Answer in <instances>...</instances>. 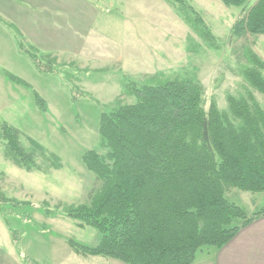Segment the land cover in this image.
<instances>
[{
  "label": "rangeland",
  "instance_id": "1",
  "mask_svg": "<svg viewBox=\"0 0 264 264\" xmlns=\"http://www.w3.org/2000/svg\"><path fill=\"white\" fill-rule=\"evenodd\" d=\"M91 1L80 4L77 25L71 27L81 36L43 47L20 35L39 66L30 56L0 45V199L4 195L20 204H3L18 239L13 241L0 213V264L103 263L105 257L80 256L67 244L74 239L94 247L101 234L92 226L79 227L64 211L89 203L90 192L101 185L82 156L89 149L105 152L100 115L134 102L124 87L127 80L144 84L192 78L203 87L206 110L214 102L229 111V96L249 99L250 92L264 108V94L244 74L253 67L252 53L264 60V34H232L241 8L222 0H186L193 13L168 0ZM64 18L53 26H71V18ZM4 72L21 76L46 110L32 89L13 83ZM5 123L18 130V145L33 155L34 168L19 165L8 152ZM226 196L248 214L264 205V192L230 187ZM25 202L38 209L22 206ZM53 211L54 217L46 215Z\"/></svg>",
  "mask_w": 264,
  "mask_h": 264
},
{
  "label": "trees",
  "instance_id": "2",
  "mask_svg": "<svg viewBox=\"0 0 264 264\" xmlns=\"http://www.w3.org/2000/svg\"><path fill=\"white\" fill-rule=\"evenodd\" d=\"M168 1L184 11L193 8L186 0ZM222 1L241 8L231 28L234 36L264 34V0ZM18 41L20 51L39 66L36 53ZM252 62L245 77L264 94V60L252 53ZM4 73L13 83L32 89L18 76ZM124 87L134 102L100 115L98 132L105 152L89 149L82 156L101 185L90 192L89 203L64 211L79 227L92 226L101 234L94 247L67 239L76 254L126 264H194L200 252L219 249L264 216V205L248 214L226 196L230 187L264 192V108L252 92L249 99L229 96L227 111L214 102L206 110L203 87L192 78L144 84L127 80ZM33 94L46 110L40 95ZM2 128L14 160L34 168L33 155L18 145V130L6 123ZM1 197L0 213L17 242L3 204H20ZM21 205L38 209L29 202ZM28 216L24 220L32 221Z\"/></svg>",
  "mask_w": 264,
  "mask_h": 264
},
{
  "label": "crops",
  "instance_id": "3",
  "mask_svg": "<svg viewBox=\"0 0 264 264\" xmlns=\"http://www.w3.org/2000/svg\"><path fill=\"white\" fill-rule=\"evenodd\" d=\"M82 2L90 4L92 1L0 0V45L3 42L12 48V53L17 51L21 56L29 57L19 48L18 40L25 45L24 36L23 38L20 36L22 33H25V39L28 37L38 41L43 47H47L51 40L58 43L61 39L81 36L80 33L77 34V28L72 30L71 27L77 25L79 13L77 8ZM5 15L7 18L4 17ZM65 15L67 19L71 18V26L65 28L53 26L54 23L60 24L66 21ZM29 59L31 60L30 57ZM31 62L33 64L32 60ZM0 65V69L4 67L1 62ZM102 260H104L102 264H126L112 258ZM194 264H264V216L240 229L219 249L212 250L211 253H199Z\"/></svg>",
  "mask_w": 264,
  "mask_h": 264
}]
</instances>
